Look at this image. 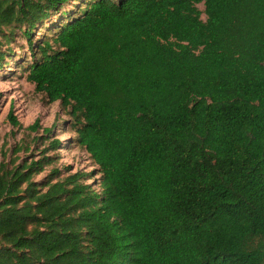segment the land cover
<instances>
[{
    "label": "trees",
    "instance_id": "obj_1",
    "mask_svg": "<svg viewBox=\"0 0 264 264\" xmlns=\"http://www.w3.org/2000/svg\"><path fill=\"white\" fill-rule=\"evenodd\" d=\"M17 35L100 181L2 152L0 264H264V0H0V70Z\"/></svg>",
    "mask_w": 264,
    "mask_h": 264
},
{
    "label": "rangeland",
    "instance_id": "obj_2",
    "mask_svg": "<svg viewBox=\"0 0 264 264\" xmlns=\"http://www.w3.org/2000/svg\"><path fill=\"white\" fill-rule=\"evenodd\" d=\"M79 3H70L63 11L74 13ZM83 7L80 3V7ZM78 8V9H79ZM199 11L203 12V4L197 5ZM62 12V11H61ZM77 13L75 12V15ZM58 15L52 16L44 22L42 29L35 30L33 41L41 40L43 37H52L54 27L59 25ZM204 21V14L201 15ZM11 54L4 62L5 66L0 70V161L2 152H6L7 157H11L13 148L24 146L27 151L20 152L17 156L40 158L41 151L47 147L48 139H57L62 142V147L56 151H50L48 155L53 158V163L47 166L44 172L35 177L36 181H41L52 168H59L65 176L64 168H69V173L77 171L90 175L87 184H92L93 188L99 190L100 175L98 169L91 161L86 151L74 143V133L71 131L70 117L61 109L60 102L48 104L42 94L34 90V85L26 80L27 66L32 62L30 50L26 40L17 35L10 44ZM12 108L13 115L19 122L20 127H13L7 119L8 112ZM39 122L40 129L36 132L27 131V127L35 121ZM43 129H51V133L44 135Z\"/></svg>",
    "mask_w": 264,
    "mask_h": 264
}]
</instances>
